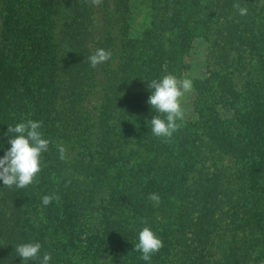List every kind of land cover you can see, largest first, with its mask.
Masks as SVG:
<instances>
[{
    "label": "trees",
    "instance_id": "16d2710c",
    "mask_svg": "<svg viewBox=\"0 0 264 264\" xmlns=\"http://www.w3.org/2000/svg\"><path fill=\"white\" fill-rule=\"evenodd\" d=\"M147 1L153 9L164 5L162 9L170 12L162 21L165 37L149 30L135 37L124 31L120 38L112 34L121 15L129 13L132 0H104L99 7L87 0H26L21 18L13 1L7 0L0 18V158L11 147L8 127L20 123L24 115L42 121L41 131L50 140L39 182L3 192L0 234L14 256L16 245L39 242L41 259L47 252L52 257L49 264L60 263L62 252L36 227V220L30 221V204L44 207L48 222L56 224L55 233L66 234L72 248L76 246L73 231L82 222L83 211L90 207L100 212L102 232L84 242L95 264L111 255L112 237L120 230L114 248L116 264H153L155 260L163 264L168 256L175 264H211L216 254L221 260L215 264H231L226 254L237 259L235 264H244L246 254H254L250 247L244 248L247 235L253 232L245 210L250 201L246 191L264 199V5L261 0L260 6L251 0ZM237 2L248 9L247 15H239L233 7ZM250 3L252 11L246 6ZM57 17L62 34L58 44L53 40ZM210 24L214 27L210 57L221 67L208 70L193 86L203 100H214L215 93L219 94L216 102L232 99L234 117L220 121L215 102L212 119L198 112L197 120L181 125L171 142L149 132L150 139L151 126L139 127L134 120L135 114L160 115L148 103L152 94L146 92L152 90L148 84L164 71L181 76L193 41L206 37ZM113 43L119 63L104 87L98 80L101 69L92 68L88 57L96 49L109 50ZM10 49L14 57L6 55ZM232 60L239 74L253 77L245 86L242 103L231 72L227 74ZM104 92L106 100L99 103L97 112L87 107L85 111L89 98ZM58 100L62 102L59 112ZM138 135L149 139L141 145L143 152L135 148L134 154L128 153L133 165L126 167L124 183L123 175H113V169L119 162L128 163L122 158L124 151H130L125 146ZM58 139L74 146V162L59 158ZM85 154L89 160H84ZM243 166L248 167L246 183L241 180ZM53 171L79 178L66 179L57 188ZM106 188L102 198L99 193ZM58 192L65 198L62 216L56 200L47 206L42 203L43 196ZM152 193L160 196L158 205L148 199ZM116 215L117 222L111 218ZM10 223L13 226L8 228ZM144 227H150L164 243L151 261L142 260V253L134 250ZM260 232L264 234L263 223ZM63 245L60 249L67 256L68 246ZM41 259L29 264H41ZM61 264L71 262L64 259ZM260 264H264V250Z\"/></svg>",
    "mask_w": 264,
    "mask_h": 264
},
{
    "label": "rangeland",
    "instance_id": "374dc122",
    "mask_svg": "<svg viewBox=\"0 0 264 264\" xmlns=\"http://www.w3.org/2000/svg\"><path fill=\"white\" fill-rule=\"evenodd\" d=\"M13 1L14 3V7H16L18 10L16 11V13H20L18 16V18H21V16H23V12L21 11L22 8L24 7V4L26 3V0H10ZM7 0H0V18L2 15H4V7L6 5ZM251 2H255L257 6H260V0H251ZM253 3L250 4H246V6L252 11L253 9ZM261 4L264 5V0H261ZM162 8H165L164 5L160 6L159 8L154 7V9L149 5V2L147 0H132L131 4H130V11L128 14L126 15H121L122 20L120 21L118 19V23L115 24V26H113L114 28H112V34L117 36L116 38H120L121 34L120 31L123 34L124 32H128V35L130 37H135L138 36L142 31L145 30H149L151 32H154L155 34H161L163 37H165V30L162 24V21L165 22L168 19V13L170 12H166V10H163ZM21 11V12H20ZM98 17V16H97ZM58 17L55 18L56 23L58 22ZM58 25L55 26L53 28V40L56 44H58V42L61 41L62 38V34H61V29L59 26V23H57ZM125 26H127V30H125ZM209 27L211 28L210 30H208L206 37L204 36H200V38H197L193 41L192 46H191V50L189 51V54L186 56V63H187V70H185L181 76H178V73L172 72V71H164V75L161 76L159 79H162L165 75L171 74L176 76L178 79H190L192 81V83L194 82V80L202 78L206 75V72L208 70H219V68L221 67L220 65L216 64L212 59H211V44L213 42V32H214V27L213 25H209ZM111 44V42H110ZM0 45H3V43L0 40ZM165 45V44H164ZM112 46V47H111ZM108 47V46H106ZM111 47V48H110ZM109 50L107 51H111L112 52V57L109 61H107L106 63L99 65L98 68L101 69V71L98 72L99 77V83H101L102 86L106 87L108 86L109 83H107L110 78L112 77V72H114V70H116V67L118 66L119 63V59H118V53L119 50L118 48L116 49V45L113 43L112 45H110ZM7 48L9 49V46H7ZM11 48V47H10ZM164 50V49H163ZM60 52V51H59ZM6 55L8 57H14V51L13 49H10V51L8 52V54L6 53ZM15 65L17 63V61L13 59L12 61ZM166 61L161 62L162 64V68L163 64H165ZM230 63H232L228 69H227V74L229 72H231L230 78H232L233 80V84L235 85V90L238 92L241 101L240 103H242L243 99H244V93H245V86L246 84H248V82L251 80H253V77L250 78V75H248L247 73H242L239 74V72H237L235 70V66H236V62L235 60L231 61ZM250 65V64H249ZM255 65V64H253ZM189 66V67H188ZM250 68V66H249ZM231 70V71H230ZM234 70V73H233ZM254 72L255 68H253ZM221 72H225L220 70ZM250 74H253L252 71H249ZM158 79V80H159ZM152 92V90H146V92ZM145 92V91H144ZM217 95H219L218 93H215L214 96V100L210 99L211 97H208L207 99H204L199 95V92L196 91V89L192 88V90L188 93L185 94V96L182 99V107H184L185 109V117L183 119V121H178L181 125H184L186 123L189 122H193L197 120L198 112L202 115V114H206V119H212L213 118V108L215 107V102H216V98ZM107 94L106 92L104 93H99V94H95V96L93 95L92 98H89L88 104L85 103V111H86V107L89 109H93L94 112H97L96 107H98L99 103H103L106 100ZM223 100L219 103L216 102V104L218 105L217 107V112L218 113V119L220 121H227L229 119H232L233 114L235 113V109L234 106L236 107V105H234L235 103L233 102L232 99L228 98V97H224L222 98ZM233 102V105H232ZM61 104L62 102L60 100L57 101V105H56V111L59 112L61 109ZM198 104H202L203 108L198 107ZM208 105H212V108ZM229 105V106H228ZM208 106V108H207ZM228 107V109H222L224 107ZM231 106V107H230ZM29 119L28 116L24 115L21 117L20 122H26ZM153 118H146V117H142L139 114H135V119L136 122L139 124V127L142 125L144 126H148L150 128L151 126V120ZM148 132V137L149 134L151 133V131H147ZM150 132V133H149ZM146 135H138V138H132L130 144H126L125 148L130 147V151L123 152V156L122 158L128 159V163L124 164V162L122 161V164H120V162L118 163L117 167H115L113 169V175L116 174H122V181L125 183L126 179H125V172L127 171L126 169L128 167H131L133 165L132 161H131V157H128V153L134 154V152L137 151V149L141 148V145L145 142L148 141ZM152 136V135H151ZM59 137V136H58ZM153 137V136H152ZM151 139V138H150ZM58 144H63L66 149H67V157L65 159V163H71L74 162L76 159V152H75V148L74 146H71V144H68V140L64 141L63 139H58L56 142V146ZM77 148V147H76ZM137 148V149H135ZM79 149L77 148V151ZM140 152H143L142 149H140ZM86 153V152H85ZM81 154H84L81 151ZM93 155V154H92ZM84 160H89L90 157L88 156V154L84 155ZM225 160H229L228 157H223ZM130 159V160H129ZM232 161H224L223 163L226 165L231 164ZM234 163V162H232ZM236 164V163H234ZM127 167V168H126ZM248 169V167H247ZM247 169L246 166H243L242 168H240V171L242 172V182L246 183L247 182ZM67 171V170H65ZM124 173V174H123ZM77 178H79V176H73L72 173H58L57 171H53L52 173V180L55 183L56 187L59 188L61 183H64L66 181V179H71V180H77ZM80 180H82V178H80ZM127 185V184H126ZM8 189V187H4L3 182L0 181V202L2 200L3 197V192L4 190ZM57 190V189H56ZM107 192V188L106 189H102L99 193V195L102 196V198H105ZM61 193H63L61 191ZM247 194H249V202L247 204V208L245 210L246 212V217L250 216V218L252 219V221L250 220V225L253 229V232H251L250 234L247 235L246 237V244L244 246V248H246L247 246L251 248V251L254 252L253 255H248L246 254L245 258L243 260L244 264H253V262H257V264H260V253L261 251L263 252L264 250V234L260 232V223L264 224V199H260V196H258L255 192H247ZM65 194V193H63ZM55 195H59L60 196V200L57 202L56 204L58 206V210L60 213V216L63 215V205H64V200L65 198L63 196H61L58 193H56ZM40 202V201H39ZM97 204V203H95ZM1 207V205H0ZM32 209V212L30 213V221L36 220V227L39 226L40 228H42L45 233L50 237L52 243L54 244V246H57L59 249V252H62V255L60 257H58L59 260V264H61V260L64 259H68V261L71 262V264H95L94 262H92V255H91V251H87L86 248H84L85 246V240L86 238H88L89 236L93 235V234H100L102 232L103 226H102V220H101V213L95 210H90L89 208H86L82 215V222H79V227L76 228V230L73 231V239H72V243L75 242L76 246L74 248H72L70 246V242H67V237L66 234L65 236L59 233H55V227L56 224H52L51 222H48L47 220V216L45 214L44 211V207L35 204V206L32 204H30L29 206ZM111 218H113L116 222L119 219V217L116 216H112ZM81 223V224H80ZM131 223H133V219L131 221ZM13 226V223H10L7 225L8 228H11ZM135 227V225H134ZM130 228L132 229V226L130 225ZM18 231L21 230H25L24 229H19L17 228ZM121 231V230H120ZM119 233H115L114 236L112 237V241H111V255L108 256L107 259H105L103 261L102 264H116L115 262V250L114 248H116L117 246L116 243L118 244V235ZM67 233V231H66ZM69 235V234H68ZM228 242V241H227ZM66 245L68 246L67 249V256H65V252L62 251L61 246L62 245ZM63 245V246H64ZM226 258L229 260V262L231 264H235V262L237 261V259L231 258L229 256V254L225 255ZM14 259H18L20 261L17 262ZM253 259V260H252ZM220 256L219 255H215L214 256V260L211 264H215V262L220 261ZM29 264V260L28 261H23V259L16 255L14 256L12 254V252H9V249L6 245V242L4 241L3 236L0 234V264ZM153 264H158L155 261H153ZM163 264H175L172 259L171 256L167 257V260L163 263Z\"/></svg>",
    "mask_w": 264,
    "mask_h": 264
},
{
    "label": "clouds",
    "instance_id": "9594fccd",
    "mask_svg": "<svg viewBox=\"0 0 264 264\" xmlns=\"http://www.w3.org/2000/svg\"><path fill=\"white\" fill-rule=\"evenodd\" d=\"M90 5L99 7L104 0H87ZM233 7L239 15L248 14V9L241 7L237 2ZM112 57L111 51L103 48L96 51L88 57L92 68H97L109 61ZM148 87L152 89V94L148 99L149 105L160 115H156L151 122V133L164 142H171L173 134L177 132L185 117V109L182 107V99L186 93L193 88L190 79H178L176 76L168 74L162 79H153ZM163 117V118H162ZM42 121L28 119L26 122H20L15 126H9L7 134L12 138L8 141L11 147L6 154L0 158V181L4 187L23 189L30 185L37 184L38 176L42 171L43 154L49 151L50 140L44 138L41 131ZM59 158L65 160L67 149L63 144L57 145ZM148 199L156 205L160 203V196L156 193L149 195ZM53 200H60L59 195H45L42 197V203L47 206ZM146 223V221H144ZM164 246L163 240L150 228L144 227L139 232V242L135 244L134 250L141 252L140 257L144 261H151L154 254L158 253ZM42 245L39 242L22 243L15 246V252L23 261L41 259ZM52 257L45 252L41 259V264H49Z\"/></svg>",
    "mask_w": 264,
    "mask_h": 264
}]
</instances>
